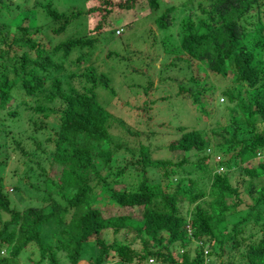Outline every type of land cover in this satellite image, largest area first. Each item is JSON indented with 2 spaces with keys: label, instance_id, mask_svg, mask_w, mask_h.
<instances>
[{
  "label": "trees",
  "instance_id": "16d2710c",
  "mask_svg": "<svg viewBox=\"0 0 264 264\" xmlns=\"http://www.w3.org/2000/svg\"><path fill=\"white\" fill-rule=\"evenodd\" d=\"M10 1L0 0V8H6ZM99 1L104 8L92 5L83 13L100 11L96 29L102 23L111 24L105 19L111 11V1ZM143 1L151 9H159L162 4L161 0ZM134 2L123 0L115 5L131 9ZM33 4L40 8L43 19L53 22V34L63 32L71 20L82 14L80 9L60 11L50 0H36ZM153 24L162 29L168 25L175 28L176 37L167 46L172 56L161 65L163 70L182 63L189 71H197L202 65L204 71L220 77L231 73L234 84L220 94L232 106L227 107L225 123L210 126V136L193 127H173L179 135L166 148L174 160L151 158L147 146L139 144V156L134 160L139 178L132 185L114 183L115 177L124 174L125 165L111 167L108 127L112 118L93 91L97 83L112 92L109 77L85 67L81 73L84 82L77 90L56 74L72 49L92 46L96 39L87 34L71 35L49 47L39 38L38 26L16 25L11 36L0 30V131L8 136L4 147L10 142L14 144L11 152L17 149L26 156L9 129L25 105L24 99L14 94L18 89L27 95L42 94L45 101H56L57 105L25 107H29L28 111L38 110L44 118L53 112L55 126L43 141L51 147L52 164L59 167L55 179L46 173H31L42 175L40 204L18 210L10 205L0 187V211L8 216L0 222V249L4 252L0 264H19L17 257L27 245L36 252L30 264H76L87 246L93 253L86 255V264H207L210 260L234 264L231 259L222 263L219 257L240 246L237 255L243 264H264V220L258 210L242 212L238 207L241 190L247 195L254 193L250 208L264 199V156L251 165L255 154L264 150V0H180L163 7ZM111 28L115 36L119 28ZM163 46L166 44L162 49ZM112 54L107 51L105 56ZM84 55L81 53L75 61ZM57 58L60 60L55 62ZM74 75L68 73L70 78ZM182 80L184 83H177L175 95L206 113L200 99L203 87H196L199 75L190 73ZM28 120L32 132L42 128V123L31 117ZM31 137L38 148L40 141ZM220 153L227 155L219 157ZM185 166L198 174L189 176L191 170H185ZM148 169L157 170V176L151 177ZM103 171L111 173L113 179L106 180ZM260 176L262 184L254 186L248 180L241 187L245 177ZM200 178H205L203 186ZM119 183L122 186H117ZM95 187L111 207L132 209L136 217L103 213L91 201ZM33 188L39 191L37 185ZM226 216L233 217L228 228ZM50 220L55 227L52 242L41 237L42 225ZM246 226L249 232L245 241L242 234ZM177 248L180 252L174 255Z\"/></svg>",
  "mask_w": 264,
  "mask_h": 264
},
{
  "label": "rangeland",
  "instance_id": "374dc122",
  "mask_svg": "<svg viewBox=\"0 0 264 264\" xmlns=\"http://www.w3.org/2000/svg\"><path fill=\"white\" fill-rule=\"evenodd\" d=\"M33 1L36 0H11L6 5V8H0V23L6 24H0L1 33L11 36L15 33L16 25H27L29 28L38 26L40 28L39 38L46 42L49 47L71 35L87 34L96 39L92 46L72 49L64 57L62 69L56 74L60 75L62 80L69 81V84L77 90L80 89V85L84 82L81 73L84 72L85 67H90L95 72L102 71L109 77L108 86L112 89V92L97 83L93 91L96 99L109 112L112 118L109 120L108 127L111 138L108 146L112 150L111 167L120 168L125 165L124 174L118 176V178L115 177L114 183L123 182L125 185H132L137 182L139 176L134 169L136 165L134 160L139 156L137 151L139 144L147 146L151 158L174 160L173 154L166 148L168 142L179 135V132L174 131L173 127L177 125H184L187 128L193 127L200 130L203 135L210 136L209 128L214 122L218 125L227 121V107L232 106V103L225 102V97L220 93L234 84L231 73L225 77H220L213 75L208 70L204 71L202 65V67H197V71H189L182 63H176L175 66H170L165 70L161 66L163 63L168 62L172 56L167 46L176 37L175 28L171 25L163 29L158 28L154 26L153 18L167 4L178 3L180 0H161L163 5L161 4L159 9L149 8L143 0H135L131 9H119L115 3L123 0H110L112 4L111 11L105 15V19L107 21L109 19L111 24L107 26L102 23L101 27L97 29L94 28V25L100 19V11L96 10V12L88 14L83 13L87 7L92 5L104 8V4L99 0H88L85 2L50 0L60 11L69 12L75 9L82 11L81 16L76 20H71L63 32L59 34L51 32V27L54 26L53 22L50 23L47 18L43 19L40 8H35ZM70 5L72 7L67 8ZM113 26L120 29L119 33L114 32L115 36L112 35L110 30ZM163 43L166 44V47L163 46L164 49H167L166 51L162 49ZM107 51H111L113 53L112 56H105ZM81 53L85 54L83 58L75 61V58ZM59 60L60 58L54 59L55 62ZM6 65L8 66V64ZM70 72H74L73 78L68 76ZM190 73L196 76L199 75L196 87H203L200 99L203 102V110L206 113H201L191 106L188 100L175 95L177 83L180 80L183 82L182 79ZM64 86L62 84L63 88ZM239 86H243V84ZM44 87L48 89V82L44 83ZM14 95L17 98H23L25 105L33 104L35 109L38 104L52 105V107L57 105L56 101H52V104L45 101L42 94L39 93L32 96L18 89ZM12 98L15 99L14 97ZM35 99L36 102H34ZM217 103L221 104L217 105ZM25 105L22 110H19V115L11 123L9 129H11L13 137L20 141L26 156H22L17 149L11 152L10 149L14 147V144L10 142H8L7 147H4L8 136H5L0 131V163L2 164L0 168V187L6 192L10 205L18 210L30 204H40L42 175L33 176L31 175L32 172L34 174L37 172L46 173L49 178L55 179L59 170L57 165L52 164V160L49 157L50 145L43 141L44 136L49 131L52 132V127L55 126L53 112H50L44 118L41 116V112L38 110L28 111L29 107L26 108ZM28 117L42 123V128L32 132ZM32 135L40 141L38 148L34 144ZM226 155L225 153H220L219 157H226ZM263 156L264 150L257 152L251 159V165ZM189 159L192 160L193 157L190 156ZM184 169L191 170L189 176L193 177L198 174V171L191 169V167L185 166ZM148 173L151 177H156L158 172L155 169H148ZM102 174H105L106 180L113 179L111 173L106 174L103 171ZM205 175L207 174L205 173ZM121 176L123 177L119 178ZM119 179L122 181H118ZM204 180L205 178H200L199 183L203 182L202 186L204 185ZM248 180H251L254 186H258L262 184L263 176L254 179L245 177L241 182V187H244ZM34 185H37L39 191H33ZM117 186L122 185L119 183ZM94 193L91 194L92 204L103 210V213H129V215L136 217L132 209L111 207L108 200L101 195L97 187L94 188ZM253 195L254 193L247 195L246 192L241 190L239 196L242 202L238 207L242 212L247 211V209H256L259 211L261 219L264 220V199L263 202H259L253 208L249 207L252 204L251 196ZM182 208L181 210L184 211V207ZM7 218V214L0 211V222ZM226 220V228H228L231 221H233V217L226 216ZM247 226L249 227V224ZM247 226L242 234L245 241L246 238L244 237L249 232ZM54 229L52 220L43 224L41 227L42 239L52 242V231ZM258 234L259 231L257 232ZM116 236L120 235L117 234ZM243 243L244 241L242 240V246ZM240 249L241 246L238 250L232 251L231 254L221 255L219 260H222L223 263L231 259L234 264H243L237 255ZM85 252L84 255L82 254V260H79L76 264H86V255H91L93 249L87 246ZM176 252L174 255H178L180 248H177ZM3 253L1 248L0 255ZM35 256L36 252L33 246L27 245L19 253L17 259L19 264H30V259ZM216 261L210 260L206 263L215 264ZM147 263L151 264L150 262Z\"/></svg>",
  "mask_w": 264,
  "mask_h": 264
},
{
  "label": "built area",
  "instance_id": "2783aa9c",
  "mask_svg": "<svg viewBox=\"0 0 264 264\" xmlns=\"http://www.w3.org/2000/svg\"><path fill=\"white\" fill-rule=\"evenodd\" d=\"M115 33H119V29H115V31H114Z\"/></svg>",
  "mask_w": 264,
  "mask_h": 264
}]
</instances>
